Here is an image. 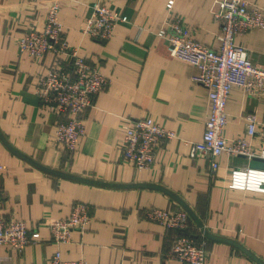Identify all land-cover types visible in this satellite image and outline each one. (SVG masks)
Instances as JSON below:
<instances>
[{
  "label": "crops",
  "instance_id": "obj_1",
  "mask_svg": "<svg viewBox=\"0 0 264 264\" xmlns=\"http://www.w3.org/2000/svg\"><path fill=\"white\" fill-rule=\"evenodd\" d=\"M58 1L65 39L111 82L88 107L87 132L77 148L71 154L63 150L54 142L58 118L37 95L39 75L50 61L32 60L17 46L27 27H44L52 0H0V190L7 216L24 219L36 240L21 254L1 244L0 264H47L56 248L47 222L69 216L76 201L90 203L91 222L83 233L73 230L70 241L61 245L64 259L181 264L164 256L176 231L144 217L147 208L158 207L189 209L197 216L191 217L186 234L205 238L208 264L264 263V191L230 187L228 180L232 168L263 169L264 159L223 153L212 177L204 158L190 156V142L203 135L207 88L192 81L197 69L172 57L168 41L156 34L178 15L198 41L217 49V0H174L171 10L169 0H104L109 9L129 19L119 22L104 41L82 32L94 0ZM249 1L264 9V0ZM235 41L264 66V28L239 34ZM225 108L228 139L244 135L249 112L256 114L258 123L264 122V97L248 96L237 87L231 89ZM145 115L178 137L163 139L154 164L137 171L121 162L119 143L125 119ZM251 141L258 151L260 138ZM198 222L257 258L228 241L205 237Z\"/></svg>",
  "mask_w": 264,
  "mask_h": 264
},
{
  "label": "built area",
  "instance_id": "obj_2",
  "mask_svg": "<svg viewBox=\"0 0 264 264\" xmlns=\"http://www.w3.org/2000/svg\"><path fill=\"white\" fill-rule=\"evenodd\" d=\"M174 0L167 2L169 10ZM213 12L219 23L216 40L219 47L212 48L198 41L180 16H173L156 30L159 37L169 43V54L193 65L197 71L191 76L196 84L208 88L209 111L204 121L200 140L190 142V156L205 159L209 172L215 176L219 167L218 157L244 155L248 159H264V122L258 123L256 114H246L247 124L242 136L228 139L226 103L233 87L255 98L264 97V66L251 60L249 50L235 41V37L251 29L264 28V9L249 0H217ZM59 1L52 0L48 7L44 27L33 25L18 38V52L32 60H49L39 75L37 95L43 107L58 118L54 142L70 154L86 134L84 116L93 104V98L106 90L110 78L98 65L79 54V48L66 39L59 19ZM128 16L112 11L104 0H94L85 19L82 32L104 41L112 37L119 22H127ZM119 143L121 162H127L137 171L149 169L155 162V153L163 139L178 137L176 131L167 129L150 116L126 118ZM261 140L258 151L252 145V137ZM230 187L264 191V168L235 167L228 173ZM91 206L87 201L72 204L69 216L51 218L47 224L56 248L47 264H87L81 259H64L61 245L70 241L73 230L84 232L91 222ZM144 217L167 229L176 231L171 247L164 253L167 259L181 264H208L205 238L197 239L186 234L191 217L184 210L150 207ZM204 236V235H203ZM36 242L29 232L28 223L21 218L7 216L6 199L0 190V245L4 244L17 253H23L27 245ZM161 264H165L164 262Z\"/></svg>",
  "mask_w": 264,
  "mask_h": 264
},
{
  "label": "water",
  "instance_id": "obj_3",
  "mask_svg": "<svg viewBox=\"0 0 264 264\" xmlns=\"http://www.w3.org/2000/svg\"><path fill=\"white\" fill-rule=\"evenodd\" d=\"M46 170L50 171V172H53V173H56V174H59V175H65V176H68V177H73V178H77L76 176L74 175H71V174H68V173H65V172H62V171H59V170H55V169H50V168H46ZM172 195V194H171ZM175 196V195H173ZM187 209V207H186ZM188 213H190V217H192L193 219H197V216L192 212L190 211L189 209H187ZM200 227H201V230L203 232V234L205 235V237L209 238V239H215V240H219V241H228L234 245H236L237 247H240L241 249H243L247 254H249L251 257H254V258H257L255 257V255L251 254L249 251H247V249H245L242 245H240L239 243H237L236 241L230 239V238H226V237H221V236H218V235H214L210 232H208L204 227L203 225L201 224V222H198ZM257 261H259L261 264H264L262 261H260L259 259H257Z\"/></svg>",
  "mask_w": 264,
  "mask_h": 264
},
{
  "label": "bare ground",
  "instance_id": "obj_4",
  "mask_svg": "<svg viewBox=\"0 0 264 264\" xmlns=\"http://www.w3.org/2000/svg\"><path fill=\"white\" fill-rule=\"evenodd\" d=\"M256 3V2H255ZM259 5V4H258ZM260 6V5H259ZM170 46V45H169ZM187 63V62H186ZM202 85V84H201ZM204 86V85H203ZM207 88V87H206ZM207 96H208V88H207ZM208 101H209V99H208ZM208 113V112H207Z\"/></svg>",
  "mask_w": 264,
  "mask_h": 264
}]
</instances>
